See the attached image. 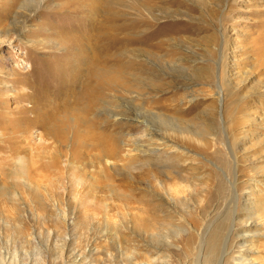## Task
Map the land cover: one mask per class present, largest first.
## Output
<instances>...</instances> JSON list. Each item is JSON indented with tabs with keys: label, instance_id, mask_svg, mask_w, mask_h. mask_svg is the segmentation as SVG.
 I'll return each mask as SVG.
<instances>
[{
	"label": "rangeland",
	"instance_id": "rangeland-1",
	"mask_svg": "<svg viewBox=\"0 0 264 264\" xmlns=\"http://www.w3.org/2000/svg\"><path fill=\"white\" fill-rule=\"evenodd\" d=\"M78 1L0 0V264H264V0Z\"/></svg>",
	"mask_w": 264,
	"mask_h": 264
},
{
	"label": "bare ground",
	"instance_id": "bare-ground-1",
	"mask_svg": "<svg viewBox=\"0 0 264 264\" xmlns=\"http://www.w3.org/2000/svg\"><path fill=\"white\" fill-rule=\"evenodd\" d=\"M85 1H87L88 2V4H89V6L92 8V9H94V8H96V6H95V4H96V2H95V0H79L78 2L79 3H81V4H83ZM130 0H110L108 3H107V6H108V8H112L113 6H114V2H115V4L117 5V6H119V5H121L122 3H124V2H129ZM240 2H243V0H234L233 1V3L234 4H238V3H240ZM246 2V1H245ZM238 9V8H237ZM149 26V25H148ZM147 26V27H148ZM110 31H112V28H110L109 29ZM121 30V29H120ZM117 32V31H116ZM109 40H111L110 38H109ZM111 42H112V40H111ZM110 42V43H111ZM117 42V41H116ZM260 45V44H259ZM258 48H260V47H258ZM263 49V48H262ZM103 75H105V74H103ZM106 80V79H105ZM108 81H111V79H108ZM104 86H105V84L104 83H100V86L99 85H96V87L95 88H93V87H91V88H89V92L86 94V95H84V97H83V99H84V104L86 105V111H84V114H85V116H86V114H90L91 113V111H92V108H93V106H94V103H96V102H98V97L100 96V95H102L103 94V91H104ZM36 99V98H35ZM94 100H95V102H94ZM35 102V101H34ZM34 107H36L35 105H34ZM48 107H50V106H48ZM39 108V107H38ZM44 108V107H43ZM36 109V108H35ZM41 114H40V116H35V119H34V122H37V121H40V123H41V120H42V118H44L45 117V114L46 113H43V112H40ZM150 115H152V116H156L155 114H152V113H150ZM46 118V117H45ZM41 119V120H40ZM52 120V115H51V117H48L47 118V122L49 123L50 121ZM45 121V120H44ZM33 122V124L32 125H34V124H36V123H34ZM42 123H44V122H42ZM91 123H93V122H91ZM38 124V123H37ZM38 125H40V124H38ZM47 125V124H46ZM94 125V127H95V124H93ZM93 125H91L90 124V122H87L86 121V126H87V128L89 129V128H91ZM43 126V125H42ZM44 127V126H43ZM93 127V128H94ZM44 131H45V135H53V137L56 139V140H59L60 139V136H59V132H55V131H52L50 128H45L44 127ZM90 130V129H89ZM88 133V132H87ZM96 135V134H95ZM58 136V137H57ZM85 136V135H84ZM91 137V136H90ZM156 137V136H155ZM92 138V137H91ZM84 139V138H83ZM86 139V138H85ZM89 139V138H88ZM80 140V139H79ZM99 140V139H98ZM158 140H161V138H158L157 139V141ZM94 141V140H93ZM96 141V140H95ZM80 142V141H79ZM86 142V141H85ZM164 143V142H163ZM91 145V144H90ZM82 146V145H81ZM85 146H87V144L85 145ZM109 146V145H108ZM140 147H142V146H138V148H140ZM79 148V147H78ZM108 148H110V147H108ZM174 147H170V149H173ZM85 149H86V147H85ZM107 149V148H106ZM108 151H111L112 153L114 152V148L112 147L111 149H109ZM83 152V151H82ZM76 155H77V153H76ZM84 155V154H83ZM103 156V155H102ZM86 157H87V155H86ZM96 157V156H95ZM110 157V156H109ZM81 158V157H80ZM96 159V158H95ZM102 159V158H101ZM107 159V158H106ZM105 159V160H106ZM78 160V159H77ZM90 160V159H89ZM108 161V160H107ZM107 161L105 162V163H107ZM103 162V161H102ZM99 163V162H98ZM99 165H100V163H99ZM105 165V164H104ZM103 167V166H102ZM257 173V172H256ZM214 241V240H213ZM219 243V242H218ZM225 249V248H224Z\"/></svg>",
	"mask_w": 264,
	"mask_h": 264
}]
</instances>
